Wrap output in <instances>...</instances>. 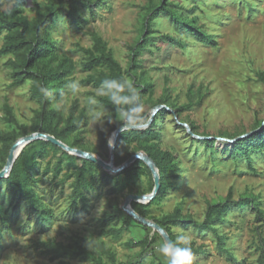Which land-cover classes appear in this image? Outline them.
Here are the masks:
<instances>
[{
	"label": "rangeland",
	"instance_id": "rangeland-1",
	"mask_svg": "<svg viewBox=\"0 0 264 264\" xmlns=\"http://www.w3.org/2000/svg\"><path fill=\"white\" fill-rule=\"evenodd\" d=\"M169 1L184 17L197 18V25L213 35L218 46L197 41L161 12L153 21L151 42L140 52L137 67L131 68V48L141 40V16L148 0H79L76 21L61 12L50 35L58 58L73 64L69 81H78L81 88L77 95H66L59 108L54 102L51 106L63 113L62 127L68 118L84 114L86 122L72 133L71 143L78 140L73 147L110 161V137L113 126L120 124L119 115L107 110L113 123L95 126L86 106L87 97L96 96L99 88L86 81L88 76L106 70L105 66L94 70L84 67L89 58L85 49H93L94 37L100 36L126 78L133 83L128 73L133 72L136 81L145 86L140 93L145 114L151 117L162 105L167 110L161 114L160 109L153 119L161 133L154 143L173 154L177 169L165 198L149 207L139 206L138 212L155 221L180 207L181 217L203 221L209 203L225 200L230 192L235 201L256 196L264 210V149L251 152L250 163L245 155L233 154L230 141L264 128V0ZM49 2L25 0L24 14L33 19L36 4L45 10ZM6 32L0 33V48ZM166 35L181 40L185 47L170 42ZM10 58L0 56V126L5 131L20 130L5 119L4 106L8 104L19 124L26 125L32 134L40 105L31 95V80L12 85ZM181 123L194 124L196 134L212 137L215 146L193 136ZM137 147L133 142L128 151L145 153ZM68 154L50 149L38 157V166L31 173V186L53 213L48 221L29 214L27 202L18 203L0 179V264H166L158 252L163 236L135 219L127 226L130 215L122 209L130 194L153 191V174L139 164L133 168V176L120 172L112 178L109 175L113 173L95 162L90 169V160ZM59 159L63 167L57 173ZM84 164L86 181L79 192L78 178ZM5 165L0 155V171ZM138 171L140 176L135 174ZM108 214L114 218L106 225ZM214 226L223 236L222 243L213 231H200L191 225L175 224L172 232L176 237L191 236L192 247L199 250L196 264H260L264 222L256 218L252 207L231 206ZM110 228L123 229L118 237L103 233ZM148 235L154 242L143 246ZM87 240L91 248L86 246ZM48 242L62 244L71 253L55 258ZM79 245L86 251H78Z\"/></svg>",
	"mask_w": 264,
	"mask_h": 264
},
{
	"label": "trees",
	"instance_id": "trees-1",
	"mask_svg": "<svg viewBox=\"0 0 264 264\" xmlns=\"http://www.w3.org/2000/svg\"><path fill=\"white\" fill-rule=\"evenodd\" d=\"M79 0H50L46 5V9L42 10L39 4H36L37 16L33 19H29L24 14L25 0H23V6L16 9L12 15H5L0 11V33L6 30L5 41L0 48V56L11 55L8 64L12 68V85L14 87L23 85L26 81L31 80V95L40 105V110L37 112V124L34 127L35 132H45L55 136L57 139L63 141L69 146H76L78 140L71 143L72 133L78 131L80 127L86 122V117L81 114L77 118L70 117L67 119L65 126H61V123L65 121L64 115L61 110L53 108L51 104L53 101L45 98L40 92V86H46L50 90L57 91L56 100L60 97L58 90L69 82L68 76L73 70V64L67 58L59 59L55 53V42L50 35V29L54 26L57 17L61 12L74 19L79 14ZM101 1V0H100ZM67 5V8L65 7ZM89 7L93 8V4H89ZM161 12L167 14L174 23L181 27L185 32L194 37L197 41L208 44L214 47L218 46V42L214 36L202 30L197 25V18H188L180 14L172 2L169 0H148V3L144 7V12L141 16L142 33L141 40L131 48L132 60L131 68H136L138 65V56L140 52L151 42V34L154 33L153 21ZM95 45L93 49H85V52L89 55L88 60L84 63V67L87 70H94L98 66H105L106 70L101 71L98 74H91L87 78V82L93 83L96 86L100 85V82L106 78H121L127 79L126 74L119 61L114 57L111 50L108 49L107 43L102 40L100 36H95ZM165 38L170 42H177L181 47H185V44L176 39L173 36L166 35ZM130 73V77L134 83L139 94L144 91L142 82L136 81V75L133 72ZM99 100L109 112L118 114L115 110V106L106 96H100ZM165 103V101H161ZM6 111L5 119L12 124L19 126L20 130L5 131L0 126V155L3 162L6 164L10 150L17 140L23 136L29 135L30 132L27 126L19 124L16 119L12 108L5 104ZM166 108L161 110V114L166 113ZM145 114V113H144ZM145 116L150 118V116ZM156 121L145 129H132L129 131L121 132L117 138L115 148V164H123L132 153L128 151L130 145L136 142L138 149L144 151L149 155L157 165V168L161 176L162 187L157 196L151 202L143 204L140 202H132V208L138 212L139 206L149 207L152 204L163 200L166 196V191L169 186V181L176 171L175 160L172 153L164 151L158 147L154 141L160 138V131L155 129ZM192 131L196 134V126L194 124L189 125ZM120 126L115 125L112 128V132L118 129ZM197 135V134H196ZM238 137H233L236 139ZM204 142L211 147L215 146L216 141L210 138H205ZM50 149L55 152H62L64 155H69L64 149L59 147L48 140H35L28 144L20 153L16 159L13 168L9 176L3 179L6 182L10 194L17 199L18 203L22 200L27 202V210L29 214L34 213L42 219L48 221L52 218V211L48 209L42 202L34 188L31 186L32 170L38 166V157L44 153H48ZM264 149V128L251 134L247 137L238 139L233 142L232 152L233 154H243L247 157L249 162H252L251 152ZM86 162L85 159H83ZM142 164L152 176V172L146 163L142 160H137L131 166L121 172L127 177L133 176V168L136 165ZM90 169L94 168L96 164L90 162ZM62 159L57 162V173L62 170ZM86 164L80 168V174L78 178L79 186L77 189L81 192V187L85 183ZM106 173V171H104ZM140 176L141 172L135 173ZM112 178H116L118 175L110 174ZM153 178V177H152ZM248 205L252 207L256 213V218L264 222V210L257 202V198L254 195H246L235 201L232 199V192H230L227 198L220 202L209 203L206 216L203 221H196L189 216L181 217L180 207L176 208L174 213L164 216L162 219H155V222L159 223L170 234L172 240L176 239V236L172 232V226L181 223L185 226H193L200 231L211 230L217 234V230L214 226L215 221L223 218L224 214L231 206H244ZM139 213V212H138ZM114 218L113 214H108L105 217L104 223L108 225ZM129 220H134L132 216H128L126 225L129 226ZM123 228H110L103 230L106 235L119 236ZM260 229V226L259 228ZM259 235L260 231H259ZM219 237L220 243L223 242V236ZM149 235L146 240L142 241L143 246L150 245L152 242L149 240ZM261 253L259 256V263L264 264V238L260 236ZM48 246L54 251V257L57 258L60 255L71 253V251L62 244L55 242H48ZM193 248V247H192ZM86 251L81 245L78 246V251ZM198 253L199 250H195ZM142 264V263H140Z\"/></svg>",
	"mask_w": 264,
	"mask_h": 264
},
{
	"label": "clouds",
	"instance_id": "clouds-1",
	"mask_svg": "<svg viewBox=\"0 0 264 264\" xmlns=\"http://www.w3.org/2000/svg\"><path fill=\"white\" fill-rule=\"evenodd\" d=\"M23 6V0H8L5 4L0 0V11L5 15H12L13 12ZM81 85L78 81L67 82L63 88L58 90L60 100H56L57 91L50 90L41 85L40 92L45 98L53 101L57 108L61 106L66 95H77ZM97 96H106L115 106L119 115L121 132L132 129H145L149 121L145 116V108L142 98L133 83L128 79L106 78L100 82L96 96L87 97L86 106L89 120L96 126H103L104 122L113 123L112 117L107 115V109ZM88 248L91 244L86 243ZM158 252L166 261V264H196V253L191 245V236L181 234L175 240H164L158 247Z\"/></svg>",
	"mask_w": 264,
	"mask_h": 264
},
{
	"label": "water",
	"instance_id": "water-1",
	"mask_svg": "<svg viewBox=\"0 0 264 264\" xmlns=\"http://www.w3.org/2000/svg\"><path fill=\"white\" fill-rule=\"evenodd\" d=\"M166 108V106H158L155 111L152 113L148 124V127L150 126V124L152 123L156 113L160 110ZM183 125H185L191 132V134L195 137L198 138H206V137H202V136H198L196 135L194 132H192V129L190 128V126L187 123H181ZM121 133L120 127L118 129H116L112 134L114 135V139H113V144L111 146V159L110 161H106L103 158H101L100 156L80 149V148H76V147H72L69 146L68 144L64 143L63 141L57 139L55 136L45 133V132H35L26 136H23L21 138H19L17 140V142L13 145V147L10 150V154L8 157V160L6 162V165L4 166V168L0 171V179H5L9 176L13 165L16 161V159L18 158V156L20 155V153L22 152V150L31 142L35 141V140H48L53 142L54 144L58 145L59 147H61L62 149H64L65 151L69 152L70 154L73 155H77L79 157L85 158L87 160H90L92 162H95L96 164L102 166L105 170L110 171L113 174H118L120 172H122L123 170H125L126 168H128L129 166H131L134 162H136L137 160H142L146 163V165L149 167V169L151 170L153 177H154V182H155V187L153 189V191L150 194H142V195H138V194H130L123 206L122 209L124 211H126L130 216H132L135 220H137L138 222L142 223L145 226L151 227L153 228L155 231H158L165 240H172L170 234L164 229V227H162L159 223L146 218L145 216L141 215L140 213H138L137 211H135L132 208V202H142V203H149L152 200H154V198L157 196V194L159 193L162 184H161V176H160V172L157 168L156 163L154 162V160L147 154L143 153V152H138L135 154H132L123 164L117 166L115 164V148H116V143H117V138L119 136V134ZM249 136V134L243 135L241 137H238L236 139H232L230 140L231 142H235L238 139L244 138ZM212 138V137H209ZM227 140V139H225ZM19 149V153L15 155V150Z\"/></svg>",
	"mask_w": 264,
	"mask_h": 264
},
{
	"label": "bare ground",
	"instance_id": "bare-ground-1",
	"mask_svg": "<svg viewBox=\"0 0 264 264\" xmlns=\"http://www.w3.org/2000/svg\"><path fill=\"white\" fill-rule=\"evenodd\" d=\"M113 139H114V135L112 134L111 137H110V148H111V146L113 144ZM19 150H20V148L19 149L17 148L15 150V155L19 153Z\"/></svg>",
	"mask_w": 264,
	"mask_h": 264
}]
</instances>
